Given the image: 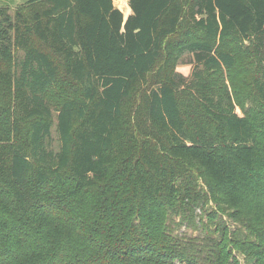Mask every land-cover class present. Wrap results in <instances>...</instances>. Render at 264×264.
I'll return each instance as SVG.
<instances>
[{
	"label": "trees",
	"instance_id": "1",
	"mask_svg": "<svg viewBox=\"0 0 264 264\" xmlns=\"http://www.w3.org/2000/svg\"><path fill=\"white\" fill-rule=\"evenodd\" d=\"M0 264H264V0L0 6Z\"/></svg>",
	"mask_w": 264,
	"mask_h": 264
},
{
	"label": "rangeland",
	"instance_id": "2",
	"mask_svg": "<svg viewBox=\"0 0 264 264\" xmlns=\"http://www.w3.org/2000/svg\"><path fill=\"white\" fill-rule=\"evenodd\" d=\"M25 1H27V0H0V6L9 5L12 8H15L16 5H18L19 3L25 2ZM193 67H194V63L193 62L190 63L188 57L187 58L185 57V58L181 59L180 64L178 65V70H179V72H181L184 75V79L188 80L191 76ZM52 135H53V137H52L53 138L52 139L53 144L55 146V149L58 150L59 145H60V139H59V135L56 131V127H53V134ZM197 213L200 214L201 210L197 209ZM182 230L188 232L192 236L198 235L197 231H193L192 229L187 228V227H183Z\"/></svg>",
	"mask_w": 264,
	"mask_h": 264
}]
</instances>
